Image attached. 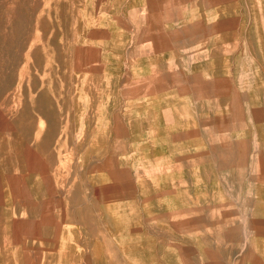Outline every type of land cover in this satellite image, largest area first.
I'll return each instance as SVG.
<instances>
[{
	"label": "rangeland",
	"instance_id": "obj_1",
	"mask_svg": "<svg viewBox=\"0 0 264 264\" xmlns=\"http://www.w3.org/2000/svg\"><path fill=\"white\" fill-rule=\"evenodd\" d=\"M0 264H264V0H0Z\"/></svg>",
	"mask_w": 264,
	"mask_h": 264
}]
</instances>
